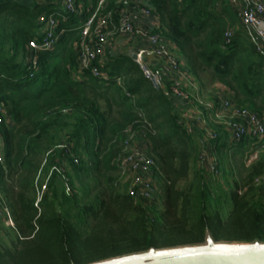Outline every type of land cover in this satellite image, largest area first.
I'll return each mask as SVG.
<instances>
[{
    "label": "trees",
    "instance_id": "16d2710c",
    "mask_svg": "<svg viewBox=\"0 0 264 264\" xmlns=\"http://www.w3.org/2000/svg\"><path fill=\"white\" fill-rule=\"evenodd\" d=\"M61 1L47 12L65 14ZM98 1L76 0L82 7L60 19L55 48L40 52L33 66L28 43L40 40L38 16L46 7L0 0V103L12 120L3 128L0 195L15 220L10 244L0 240V264H87L200 243L208 229L219 241H264V137L233 143L225 124L213 125L221 175L212 180L199 165L203 130L187 131L172 98L152 89L131 51L106 49L94 63L105 79L80 69L81 27ZM107 1L117 20L121 5ZM149 6L183 70L190 73L199 60L232 90L239 108L264 117V56L241 31L226 43L227 28L237 22L229 0H149ZM131 126L144 129L156 163L151 203L135 201L119 181ZM56 165L64 166L72 192L53 172L37 208L35 178Z\"/></svg>",
    "mask_w": 264,
    "mask_h": 264
},
{
    "label": "built area",
    "instance_id": "2783aa9c",
    "mask_svg": "<svg viewBox=\"0 0 264 264\" xmlns=\"http://www.w3.org/2000/svg\"><path fill=\"white\" fill-rule=\"evenodd\" d=\"M61 2L65 14L41 12L38 16L41 38L28 43L26 55L28 62L33 66H36L40 52L55 48L62 33L58 31L60 19L67 21L70 15L77 13L80 10L78 8L82 7V5L77 6L76 0H62ZM229 2L236 15L239 28L256 51L264 56V0H229ZM118 3L121 8L117 12V20L114 19V12L108 9L107 0H99L95 8H88V17L81 27V42L78 51L80 69L88 71L94 77L105 79V74L94 66V63L98 58L103 57L106 49L113 51L110 48L113 35L125 37L128 42H133L135 45L130 54L136 55L134 62L152 89L167 97L185 99L184 101L190 102L189 94L182 88L184 81L188 79L187 72L179 64L172 43L160 32V19L151 10L149 0H118ZM236 34L234 26L228 27L225 32L226 43L229 44ZM114 45L117 46L116 42ZM227 92L228 90L221 91L218 107L205 106L211 112L214 108H217L220 113L228 110L232 112L229 121L224 123L229 132V142L239 143L247 136L261 141L264 137V117L250 109L234 107ZM196 102L199 103L200 100L197 99ZM11 125L10 113L6 106L0 103V164L5 161L3 128L11 127ZM198 126L205 133V138L200 140V144L204 147V156L200 155V157L204 159L208 153L210 155L214 153L215 156L217 147L212 144V141L217 137L216 132L208 128L204 117L199 119ZM187 131L191 132V128L187 127ZM128 134V140L118 159L119 181L127 185L128 194L135 201L151 203L155 198V188L150 173L151 169L156 168V163L148 155V146L144 141L146 132L143 128L133 129L131 126ZM256 158L257 153H254L249 157L248 164ZM206 171L212 174L218 173L216 157L215 159L212 157ZM53 172L59 174L66 194L69 195L72 192L64 166L51 167L47 176L43 175L41 169L33 185L34 205L37 208L48 190ZM0 217L7 226L15 228L12 211L1 195Z\"/></svg>",
    "mask_w": 264,
    "mask_h": 264
},
{
    "label": "rangeland",
    "instance_id": "374dc122",
    "mask_svg": "<svg viewBox=\"0 0 264 264\" xmlns=\"http://www.w3.org/2000/svg\"><path fill=\"white\" fill-rule=\"evenodd\" d=\"M49 9L44 8L43 12H47ZM234 28L236 29L237 33L242 32V30L239 28L238 22L235 23ZM243 33V32H242ZM116 42V45L114 43ZM110 48L113 49L114 53H123L128 52L129 48L126 45H130V42L128 43V40L125 37H121L118 35L112 36V41L110 42ZM120 47L118 50H116V47ZM115 54V55H116ZM190 68V67H188ZM190 73H187L188 79L184 81L182 88L184 91L189 94V97L191 98L190 102L179 100L176 98H172V101L177 106V110L179 113V117L185 122L186 127L191 128V134L194 133L195 127L198 126L199 119H202L203 117L206 120L207 126L210 130L213 129V125H220L227 123L229 121V118L232 114L230 110L218 112L217 108H214L213 112L209 111L205 105H214L215 107L219 106V99L220 94L222 90H228L227 94L230 100L232 101V105L236 108H239V105L236 103V101L233 98V92L232 90L221 83L215 75L213 74L212 70L210 68L205 67L199 60L193 62L192 69L190 68ZM224 94H226L224 92ZM199 99L200 102H196V100ZM217 114V116H216ZM223 127V126H222ZM216 131V130H215ZM203 134L204 131H203ZM205 138V136L203 135ZM200 142V140H199ZM199 151L201 152V157L204 156V147L200 146ZM206 151V150H205ZM206 158L202 159L199 157V165H201L204 169L208 168L209 162L211 161L212 157H216L218 159L217 153L214 156V153L210 155V153L206 154ZM202 160V161H201ZM231 160L226 158V164H230ZM239 162L235 164V166H238ZM248 165V161H247ZM239 170L235 174H238ZM207 175L211 176V179L214 180L216 177H218L220 174V171L217 174H212L211 172L207 171ZM237 179H239V175H237ZM162 182V184L160 183ZM160 181H157V186L161 187L160 191L162 193H165V186L163 183V180L160 179ZM95 181H93L92 185H94ZM103 189L100 187L97 191H101ZM157 193L159 191L157 190ZM11 228L7 226L3 220L0 218V240L4 243V245H8L11 242Z\"/></svg>",
    "mask_w": 264,
    "mask_h": 264
},
{
    "label": "water",
    "instance_id": "95a60500",
    "mask_svg": "<svg viewBox=\"0 0 264 264\" xmlns=\"http://www.w3.org/2000/svg\"><path fill=\"white\" fill-rule=\"evenodd\" d=\"M87 264H264V241H219L208 229L200 243L152 247Z\"/></svg>",
    "mask_w": 264,
    "mask_h": 264
},
{
    "label": "crops",
    "instance_id": "0c3cea01",
    "mask_svg": "<svg viewBox=\"0 0 264 264\" xmlns=\"http://www.w3.org/2000/svg\"><path fill=\"white\" fill-rule=\"evenodd\" d=\"M40 3H42L44 5V7L46 8H50L53 4H57L59 2V0H38ZM129 43V42H128ZM130 45H133L132 47H130ZM130 45H126L129 48V51L134 50L135 45L133 44V42H130ZM120 47H118L119 49ZM132 49V50H131Z\"/></svg>",
    "mask_w": 264,
    "mask_h": 264
}]
</instances>
